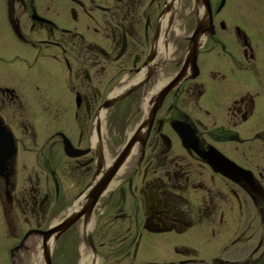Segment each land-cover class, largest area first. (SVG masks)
Wrapping results in <instances>:
<instances>
[{
  "label": "flooded vegetation",
  "instance_id": "1",
  "mask_svg": "<svg viewBox=\"0 0 264 264\" xmlns=\"http://www.w3.org/2000/svg\"><path fill=\"white\" fill-rule=\"evenodd\" d=\"M194 1L204 18L193 5L178 55L187 32L170 0H0V129L16 148L0 158L9 226L11 208L45 220L53 200L102 174L100 114L140 92L137 152L106 167L112 185L84 229L95 262L264 264V0ZM32 107L46 135L22 156L19 134L36 141ZM207 246L217 254L203 257Z\"/></svg>",
  "mask_w": 264,
  "mask_h": 264
},
{
  "label": "rangeland",
  "instance_id": "2",
  "mask_svg": "<svg viewBox=\"0 0 264 264\" xmlns=\"http://www.w3.org/2000/svg\"><path fill=\"white\" fill-rule=\"evenodd\" d=\"M193 5L194 4L192 0H181V9L179 10L178 19L181 21V29H185L187 33L185 35H179L180 51L176 52L178 55H181V53L186 48L187 41L185 37L192 25L195 23L193 19L194 15L192 14ZM235 7L239 8L238 3L235 4ZM188 8L189 11H187ZM262 64H264V61ZM24 79L26 81L23 82L20 87L24 86L26 89H28L30 87L29 83H31L36 78L30 77L28 75L24 77ZM28 97L30 98L31 102L34 101L33 107L37 105V102L42 101L40 97L34 95H28ZM140 99V92L133 93L129 96H126V100H123L117 103L115 106L113 105L109 108L105 118V125L107 124V126L103 132L106 151L108 153H118L126 142L128 131L133 130V128L140 122L142 118V105ZM33 107L30 110L29 117L33 122L35 131L37 132L36 141H34L32 135L19 134V136L23 137L24 141L21 146L22 153H20L22 156L29 155L30 153H26L27 150L30 147L36 148V146L42 142V139L46 135V131L42 126V123H45L41 116L42 108L40 111H36L33 110ZM65 122H67L66 119H64L63 125ZM64 126L68 129L67 125ZM39 128L43 129L42 132ZM77 193L78 191L73 193L66 192L62 195V197H60L59 201H51L52 203L50 204L45 220L37 219V216L34 213H31L27 207H24L21 210L15 206L14 209L11 208L10 212L8 209V214L10 215V226L8 222L6 223L5 217L0 218V264H13L9 257L11 247H14L16 251L15 264H33L34 258L32 252L35 249L34 241L39 235H31L32 238H29L28 236V239H26L27 236H25V234L27 233L28 229L38 227V222L41 223V229H48L56 219L61 218L69 211V208L71 205H73V203L76 202L77 197L79 196ZM95 207L96 205L94 208ZM24 209L26 210L25 212L23 211ZM1 212L2 211L0 208V214ZM88 216V218H90V222L92 221L90 227V231L92 232L95 228V212H90ZM84 222L83 219L80 220L75 226H72L73 228L70 227L71 229L69 231L66 230L64 233H62L61 236L55 241L52 255L53 264H80L82 255L81 248L85 243V230L82 227ZM11 224H13L14 230L11 228ZM38 238L42 239L40 236ZM180 241L186 242L184 238H181ZM187 241L188 243L192 242L191 238L189 237ZM200 253L203 257H211L217 254L216 248L213 246H207V248L201 247Z\"/></svg>",
  "mask_w": 264,
  "mask_h": 264
},
{
  "label": "bare ground",
  "instance_id": "3",
  "mask_svg": "<svg viewBox=\"0 0 264 264\" xmlns=\"http://www.w3.org/2000/svg\"><path fill=\"white\" fill-rule=\"evenodd\" d=\"M170 1H171V3H173V8H172V11L171 12H172V14L173 13L176 14L178 12V10L180 9L181 0H170ZM194 5H195V8L197 9V12H198L199 17L200 18H204V8L202 7V3L199 2V1H194ZM187 11H189V8H188ZM170 15H171V13H170ZM175 22H176V24H175L176 30L178 31V33H180V30L178 29V25L180 24V21L179 20H176ZM118 90L119 89L115 90L113 92V94L118 93ZM143 107H144L145 111L147 112V110H148L147 103H144L143 104ZM106 113H107V110H104V111L101 112L100 118H99V121L101 123L104 122L105 117H106ZM103 132H104V130H103ZM103 132H102V134L100 136H94L95 146L99 145L102 148V150L106 153V160L104 161L105 167L103 168V172L101 174V178L102 177L104 178L107 175V173L109 171V168H106L107 166H111V164L113 162L119 161L120 160V157H124L125 156L123 158V160H125L128 156H130V153H136L137 152V148H134V145H133V149L130 148V151H128V153H126V154L123 153L124 149H122L121 151H119V153L116 156H114V157L110 156L108 154V152L106 151V144H105ZM132 134H133V131H128V136H127L128 139L127 140H129V139L132 140V138H131V135ZM140 138L141 137L138 136L136 142H138V139H140ZM97 180H98V178H97ZM95 182H96V179L95 180H92L91 185L88 187V189L76 200V202L74 203V205L72 207H70L69 211L66 213L67 215L72 214L73 212L79 210L82 207L85 208L86 205H88L87 203H91L92 202L90 200V197L89 196H90V194L92 192L94 193V191H95ZM64 216H66V215H64ZM84 216H85V220H84L85 222L82 225V227L88 233L90 231V227H91V222L92 221L90 222V218H88L87 215H84ZM61 219H59V221ZM34 242H35L34 243L35 249L32 252V255H33V258H34L33 264H45V261H44V252H45L46 249H48L50 251H52L54 249V244H55V242H54V235L51 236L50 239L48 241H46L45 243L42 242V239H40L38 237H36V239H35ZM42 245H43V248H42ZM81 251H82V256H81V259H80V264H94V258H93L92 251H90L87 248L86 245L81 248ZM98 261H96L95 264H100V263H98Z\"/></svg>",
  "mask_w": 264,
  "mask_h": 264
},
{
  "label": "water",
  "instance_id": "4",
  "mask_svg": "<svg viewBox=\"0 0 264 264\" xmlns=\"http://www.w3.org/2000/svg\"><path fill=\"white\" fill-rule=\"evenodd\" d=\"M206 4H208V0H203ZM196 46H194L191 50V53L194 54L196 51ZM195 58V56H194ZM9 134H6L4 139L0 138V144L2 143L3 146H0L1 152L2 153H7L9 149V140H7V136ZM132 141L128 142V144L125 146L123 153L126 154L128 151H130ZM123 154V155H124ZM125 157V156H124ZM124 157H120V160L116 164H120V162L123 160ZM114 174V171H110L96 186H95V191L94 193L92 192L90 195V200L92 201L91 203H87L85 208H80L79 210L73 212L70 215L65 216L63 219L60 221L54 222L51 227L43 232V238L42 241L45 243L50 239L51 236L54 235V241H56L62 233H64L66 230H68L74 223H76L83 215H88L94 206V202L98 199L100 196L101 192L103 189L106 187L108 182L111 179V176ZM97 188V189H96ZM43 243V244H44ZM44 259H45V264H53L52 260V251L46 249L44 252Z\"/></svg>",
  "mask_w": 264,
  "mask_h": 264
}]
</instances>
